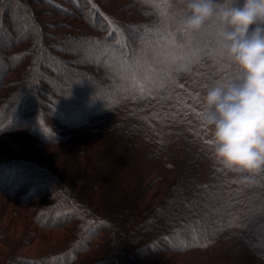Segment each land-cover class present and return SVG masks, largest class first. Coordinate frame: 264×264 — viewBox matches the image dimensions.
<instances>
[{
	"label": "trees",
	"instance_id": "trees-1",
	"mask_svg": "<svg viewBox=\"0 0 264 264\" xmlns=\"http://www.w3.org/2000/svg\"><path fill=\"white\" fill-rule=\"evenodd\" d=\"M183 8L0 0V264H264V173L238 183L199 118L235 69Z\"/></svg>",
	"mask_w": 264,
	"mask_h": 264
},
{
	"label": "clouds",
	"instance_id": "clouds-1",
	"mask_svg": "<svg viewBox=\"0 0 264 264\" xmlns=\"http://www.w3.org/2000/svg\"><path fill=\"white\" fill-rule=\"evenodd\" d=\"M183 2L177 30L193 35L214 25L220 55L235 69L200 101L211 158L238 183L257 186L264 173V0Z\"/></svg>",
	"mask_w": 264,
	"mask_h": 264
},
{
	"label": "rangeland",
	"instance_id": "rangeland-1",
	"mask_svg": "<svg viewBox=\"0 0 264 264\" xmlns=\"http://www.w3.org/2000/svg\"><path fill=\"white\" fill-rule=\"evenodd\" d=\"M138 155H139V154H134V157H137ZM222 196H223V195H222ZM228 218L230 219V220H228V222H229V223L232 222L231 217L229 216ZM229 223H228V224H229ZM227 227H229V226H227Z\"/></svg>",
	"mask_w": 264,
	"mask_h": 264
}]
</instances>
